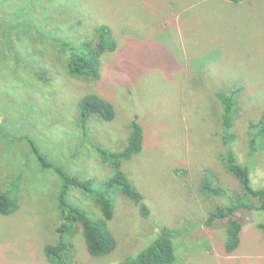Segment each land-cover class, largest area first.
Here are the masks:
<instances>
[{"label": "rangeland", "instance_id": "1", "mask_svg": "<svg viewBox=\"0 0 264 264\" xmlns=\"http://www.w3.org/2000/svg\"><path fill=\"white\" fill-rule=\"evenodd\" d=\"M100 21L115 30L119 48L102 58L98 82L71 80L61 66V46L82 44ZM223 84L244 85L242 111L231 126L233 148L238 162L250 166L252 186L264 188V134L254 157L248 134V121L264 114V0H0V170H32L33 140L70 173L95 177L99 190L114 173L99 147L123 150L137 115L144 150L123 169L143 192L150 215L123 192L114 193L116 250L93 257L78 231L69 238L75 244L71 264H118L166 227L178 229L175 264H264L258 227L264 211L238 212L241 244L232 253L225 251V219L206 225L231 193H246L225 167L223 107L214 95ZM90 90L112 101L116 115L111 122L93 116L86 136L81 101ZM207 173L228 194L206 192ZM48 176L31 177L29 196L20 198L23 211L0 215V264H52L45 247L57 242L61 224L52 198L64 184L57 174ZM0 182L9 187L7 176ZM71 193L80 205L89 201L80 189ZM98 209L91 208L95 215ZM196 223H202L199 230L187 232Z\"/></svg>", "mask_w": 264, "mask_h": 264}, {"label": "trees", "instance_id": "2", "mask_svg": "<svg viewBox=\"0 0 264 264\" xmlns=\"http://www.w3.org/2000/svg\"><path fill=\"white\" fill-rule=\"evenodd\" d=\"M240 2L242 0H231ZM95 33L82 44L75 45L64 42L61 46L59 55L63 56L61 66L69 73L71 80L84 82L86 85L98 82L102 79V58L109 53H114L119 48L120 40L111 25L100 21ZM130 56V53L128 54ZM44 61V59L42 60ZM43 67L48 71L47 76H52L54 69L46 61ZM60 68V67H59ZM60 68V69H63ZM37 72L38 68L34 67ZM63 69V70H64ZM243 84L233 85L223 84L222 87L214 92L215 97L221 102L224 133L222 139L225 142L227 151L223 153L228 172L233 174L236 179L241 181L246 193H231L229 203L225 206H218V210L210 214L206 225L213 227L218 220L225 219L226 237L225 251L232 253L237 250L241 244V232L243 223L238 216V212L246 210L264 211V188L256 189L251 183V169L249 165L239 163L233 148L235 142V133L231 131L235 119L241 113L240 92L244 88ZM116 115L115 107L112 101L100 96L90 90L81 101V126L80 129L88 136L91 132L90 123L94 120L93 116L103 122H111ZM92 117V118H91ZM136 115L131 121V134L128 144L121 151H112L108 148L99 147L104 154V162H109L113 167L114 173L105 180L100 189L95 177L83 178L67 171L53 157L52 151L38 142L29 140L32 151L35 154L33 169L29 170L22 165L18 169V175H12L9 166H4L0 170V176L9 178V187L3 186L0 182V215L2 217L18 213L24 208L21 207L20 198L25 194L29 196L27 185L30 184L31 177L39 174L41 179H47L49 173L57 174L62 179V188L53 194V204L58 211L61 224L57 227L59 238L56 243L45 247V253L48 261L52 264H71L75 255V244L73 237L81 231L85 238V248L89 255L99 257L112 253L117 248V239L113 230L110 228V222L115 214L114 193L123 192L128 199H131L140 206L144 216H149L151 209L143 201V192L132 181L130 176L124 171V161L130 160L134 155L140 154L144 150L145 133L141 122ZM96 119L93 124H99ZM248 134H250L249 155L254 157L258 149V138L264 134V114L258 121H248ZM92 124V125H93ZM50 135H53L50 133ZM85 140V139H84ZM63 142V141H60ZM110 150L111 152L107 151ZM99 151V150H98ZM55 160H54V159ZM203 182V189L212 195H226L227 190L220 182L214 184V176L207 173ZM23 185V186H22ZM22 186V187H21ZM39 186V185H38ZM72 188L82 190L85 198L89 201L85 205H80L73 201ZM40 189V186H39ZM71 194V195H70ZM99 208V215H95L91 208ZM95 211V210H94ZM245 214L242 217L245 219ZM196 226L187 232L199 230L202 223H196ZM258 227L264 231V223H259ZM178 229L164 228L161 233L154 235L152 242L137 250V252L126 257L118 264H175L178 260V244L175 240ZM48 264V263H47Z\"/></svg>", "mask_w": 264, "mask_h": 264}, {"label": "flooded vegetation", "instance_id": "3", "mask_svg": "<svg viewBox=\"0 0 264 264\" xmlns=\"http://www.w3.org/2000/svg\"><path fill=\"white\" fill-rule=\"evenodd\" d=\"M242 230H243V229H242ZM241 234H242V232H241ZM149 241H150V242H149V243H148L146 246H148V245H149V244L152 242V239H151V240H149ZM146 246H145V247H146Z\"/></svg>", "mask_w": 264, "mask_h": 264}, {"label": "bare ground", "instance_id": "4", "mask_svg": "<svg viewBox=\"0 0 264 264\" xmlns=\"http://www.w3.org/2000/svg\"><path fill=\"white\" fill-rule=\"evenodd\" d=\"M239 62V61H238Z\"/></svg>", "mask_w": 264, "mask_h": 264}]
</instances>
